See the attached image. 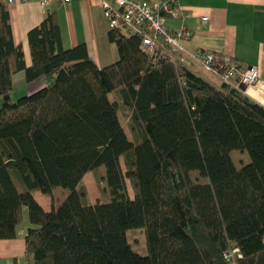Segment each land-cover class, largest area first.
<instances>
[{
  "label": "trees",
  "instance_id": "16d2710c",
  "mask_svg": "<svg viewBox=\"0 0 264 264\" xmlns=\"http://www.w3.org/2000/svg\"><path fill=\"white\" fill-rule=\"evenodd\" d=\"M107 37L119 61L98 68L84 45L62 49L47 14L27 34V67L0 1V240L15 239L27 208V264H264V108L176 65L161 46L146 52L143 35ZM18 72L47 85L13 102ZM235 150L250 162L236 167ZM99 167L109 201L84 204L83 179ZM33 193L50 196L52 209ZM134 229L146 254L128 240ZM233 248L241 258L232 263L223 255Z\"/></svg>",
  "mask_w": 264,
  "mask_h": 264
},
{
  "label": "crops",
  "instance_id": "0c3cea01",
  "mask_svg": "<svg viewBox=\"0 0 264 264\" xmlns=\"http://www.w3.org/2000/svg\"><path fill=\"white\" fill-rule=\"evenodd\" d=\"M142 1L160 5L166 0ZM7 9L13 42L22 47L27 67L31 65L27 34L47 14L55 15L62 49L84 45L89 59L98 68L119 61L117 47L107 37L111 29L97 0H71L69 3L57 1L49 4L46 9L32 0L14 2L7 5ZM177 11L179 17L166 16L165 25L171 33L184 30L189 34L182 42V65L216 87L219 81L206 74L189 55L212 52L233 58L240 70L256 67L260 86L247 90L245 95L264 108V0H177ZM206 17L208 21L202 22ZM123 33L126 34L125 31ZM46 85L47 80L43 76L30 83L25 81L23 72L12 76V92L17 89L23 94L22 97ZM114 94H109V99L121 104L119 98H112ZM33 198L44 211L52 209L50 196L33 193ZM31 228L34 227L29 222L27 208H23L15 239L0 240V264H27L25 237Z\"/></svg>",
  "mask_w": 264,
  "mask_h": 264
},
{
  "label": "built area",
  "instance_id": "2783aa9c",
  "mask_svg": "<svg viewBox=\"0 0 264 264\" xmlns=\"http://www.w3.org/2000/svg\"><path fill=\"white\" fill-rule=\"evenodd\" d=\"M6 5L14 2H29L32 0H0ZM41 8L46 9L49 4L57 1L69 3L71 0H35ZM100 3L103 17L111 30L119 29L126 35H143L142 48L152 53L156 48L163 47L176 65L184 62L182 42L187 39L188 33L179 30L171 33L165 25V17H179L177 0H166L164 3L151 4L142 0H97ZM203 18L202 22H207ZM200 68L220 84L245 95L246 91L259 85L256 67L240 70L236 61L223 54L212 52H198L189 55ZM264 87V85H263ZM224 259L235 262L241 258L239 250L233 248L224 253Z\"/></svg>",
  "mask_w": 264,
  "mask_h": 264
},
{
  "label": "rangeland",
  "instance_id": "374dc122",
  "mask_svg": "<svg viewBox=\"0 0 264 264\" xmlns=\"http://www.w3.org/2000/svg\"><path fill=\"white\" fill-rule=\"evenodd\" d=\"M214 83L217 85L216 82ZM22 95L23 94H21V92L16 89L11 93V100L15 102L19 98H21ZM112 98L118 99V95L114 94ZM0 107H1V103H0ZM128 114L129 113L127 109L121 104H119V118H120L121 124L123 125V128L125 130V133L128 139L132 143L136 144L140 141L141 134L138 128H135L134 130L132 129V124L128 118ZM230 156L234 164L238 168L250 162V158L247 152L245 151L235 150L230 153ZM120 164H121V168L123 172L125 173L126 169H125L122 158L120 159ZM103 174H104L103 167H99L97 170L88 173L84 177L82 185L80 187L84 189L86 193L85 198L83 200L84 204L95 205V204H101V203H105L109 201V196L107 195L105 191L104 183L101 181V177ZM189 177L191 178L193 182L198 183V184H205L208 181L206 178L201 177L197 172L190 173ZM126 185H127V190H128V194L130 198H133V191H132L129 180H126ZM128 240L130 241L132 248L136 252L141 253V255L147 253L145 235L143 232L137 229L130 230L128 232Z\"/></svg>",
  "mask_w": 264,
  "mask_h": 264
}]
</instances>
